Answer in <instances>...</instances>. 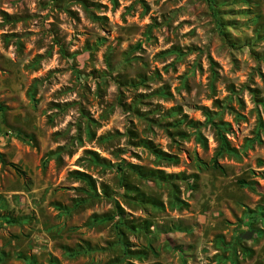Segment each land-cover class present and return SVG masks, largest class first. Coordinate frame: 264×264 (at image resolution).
I'll return each mask as SVG.
<instances>
[{
  "label": "rangeland",
  "instance_id": "rangeland-1",
  "mask_svg": "<svg viewBox=\"0 0 264 264\" xmlns=\"http://www.w3.org/2000/svg\"><path fill=\"white\" fill-rule=\"evenodd\" d=\"M213 3L0 0V264H264V0Z\"/></svg>",
  "mask_w": 264,
  "mask_h": 264
},
{
  "label": "trees",
  "instance_id": "trees-1",
  "mask_svg": "<svg viewBox=\"0 0 264 264\" xmlns=\"http://www.w3.org/2000/svg\"><path fill=\"white\" fill-rule=\"evenodd\" d=\"M209 6L211 7L212 10H214V3L213 0H207ZM0 134H1V128H0ZM221 141V146H220V150H224L225 149V143H224V139H220ZM220 154V153H219ZM206 167L208 168H213L216 170H222V167L220 166V164L218 163L217 158H214L209 164H206Z\"/></svg>",
  "mask_w": 264,
  "mask_h": 264
},
{
  "label": "water",
  "instance_id": "water-1",
  "mask_svg": "<svg viewBox=\"0 0 264 264\" xmlns=\"http://www.w3.org/2000/svg\"><path fill=\"white\" fill-rule=\"evenodd\" d=\"M256 234L255 230L247 231L239 235L241 240L250 241L253 239L254 235Z\"/></svg>",
  "mask_w": 264,
  "mask_h": 264
}]
</instances>
